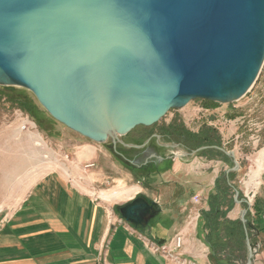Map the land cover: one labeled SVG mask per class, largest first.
<instances>
[{"label": "water", "instance_id": "95a60500", "mask_svg": "<svg viewBox=\"0 0 264 264\" xmlns=\"http://www.w3.org/2000/svg\"><path fill=\"white\" fill-rule=\"evenodd\" d=\"M263 67L264 0H0V87L97 144L238 102ZM118 211L142 229L162 208L138 195Z\"/></svg>", "mask_w": 264, "mask_h": 264}, {"label": "rangeland", "instance_id": "374dc122", "mask_svg": "<svg viewBox=\"0 0 264 264\" xmlns=\"http://www.w3.org/2000/svg\"><path fill=\"white\" fill-rule=\"evenodd\" d=\"M6 91L7 94L0 95V181L20 147V155L27 161V185L23 189L30 191L38 179L54 170L76 180L99 200H105L101 198L103 193L110 195L108 202L117 205L116 211L120 214L118 207L138 195L149 200L155 197L159 207L178 199L187 205L204 185L206 189L199 195L201 202H194L196 206L189 204L188 210L201 208L202 197L225 174L234 186L226 218L238 221L245 230V256L238 264H248L249 243L253 247L251 264H255L259 250L252 222L258 216L255 209L258 193L264 187V163L260 164L264 157V69L254 88L242 100L228 105L192 101L182 110H171L152 127H137L126 136H118L116 145L112 140L97 144L70 131L51 118L30 91L17 87H6ZM17 94L24 101L14 99ZM21 114L35 124L23 131L33 132L38 139L34 138V143L26 137L17 142L7 139L16 127L20 129ZM40 122L44 125L40 126ZM249 191L256 193L252 204L247 196ZM135 192L140 193L135 195ZM198 213L200 216L196 219ZM198 213L190 219L194 218L193 224L188 225L197 227L196 233L201 210ZM162 215L150 219L139 230H147ZM178 235L184 240V234ZM173 243L174 240L162 245L173 246Z\"/></svg>", "mask_w": 264, "mask_h": 264}, {"label": "crops", "instance_id": "0c3cea01", "mask_svg": "<svg viewBox=\"0 0 264 264\" xmlns=\"http://www.w3.org/2000/svg\"><path fill=\"white\" fill-rule=\"evenodd\" d=\"M25 137L34 143L36 136L31 131L23 133L18 126L7 139L17 142ZM20 149L13 161L9 159L10 168L0 181V264H218L209 247L197 238V227H188L205 207L206 194L201 208L188 210L189 204L196 206L193 197L204 193V185L187 205L180 199L161 204V220L139 230L117 213V205L99 200L57 171H48L30 191L23 189L27 161ZM263 190L258 193V216L252 222L259 250L255 264H264ZM177 234H184L185 244L173 257L153 251L154 245L170 243Z\"/></svg>", "mask_w": 264, "mask_h": 264}, {"label": "trees", "instance_id": "16d2710c", "mask_svg": "<svg viewBox=\"0 0 264 264\" xmlns=\"http://www.w3.org/2000/svg\"><path fill=\"white\" fill-rule=\"evenodd\" d=\"M6 92V87H0V95H5ZM14 99L24 101L20 94L15 95ZM43 125L40 122V126ZM203 139L206 140L207 137ZM231 181L225 174L218 177L216 186L206 196L198 223L197 238L209 247L210 254L218 264H238L245 256L244 226L226 218L231 205L230 196L234 190Z\"/></svg>", "mask_w": 264, "mask_h": 264}, {"label": "built area", "instance_id": "2783aa9c", "mask_svg": "<svg viewBox=\"0 0 264 264\" xmlns=\"http://www.w3.org/2000/svg\"><path fill=\"white\" fill-rule=\"evenodd\" d=\"M20 119L22 120L21 121V123H20V129L22 130V131H27V130H29V128L31 127V126H35V124L34 123H32L31 121H30V119L28 118V117H25V116H23L22 114L20 115ZM32 124V125H31ZM255 192H253V191H249V193H248V198H249V203L250 204H252L253 202H254V200H255V198H256V196H255ZM250 195H251V197H250ZM194 202L196 203V204H199L200 202H201V198H200V196H197V197H195V199H194ZM197 215V214H196ZM199 213H198V215H197V217H196V219H198L199 218ZM195 218V217H194ZM193 218V219H194ZM190 220L189 221V226L191 225V224H193V221L194 220ZM188 226V227H189ZM185 242H184V240H183V237L181 236V235H178V236H176V238L174 239V243H173V246H171V245H162V246H156V245H154L153 247H152V249H153V251L155 252V253H158V254H160V255H166V256H172L173 257V255H172V253L173 252H175L177 249H179V248H181L182 246H183V244H184ZM103 264H107V262L105 263H103Z\"/></svg>", "mask_w": 264, "mask_h": 264}, {"label": "bare ground", "instance_id": "6f19581e", "mask_svg": "<svg viewBox=\"0 0 264 264\" xmlns=\"http://www.w3.org/2000/svg\"><path fill=\"white\" fill-rule=\"evenodd\" d=\"M263 160H264V158H262ZM262 165V164H261ZM261 165H260V168H261ZM21 166V165H20ZM23 166V165H22ZM14 167H16V166H14ZM19 167H17L16 169H18ZM21 168V167H20ZM23 169V168H22ZM262 169V168H261ZM23 171V170H22ZM7 173V172H6ZM14 180V179H13ZM14 182V181H13ZM18 182V181H17ZM12 183V182H11ZM13 184V183H12ZM259 184H260V182H258L257 184H256V187H258L259 186ZM11 185V184H10ZM14 185V184H13ZM12 186V185H11ZM101 198L104 200H106V201H109L110 199H111V196L110 195H108V194H106V193H103L102 195H101Z\"/></svg>", "mask_w": 264, "mask_h": 264}]
</instances>
